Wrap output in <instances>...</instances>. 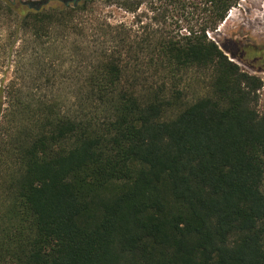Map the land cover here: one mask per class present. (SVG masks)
<instances>
[{
  "label": "trees",
  "instance_id": "16d2710c",
  "mask_svg": "<svg viewBox=\"0 0 264 264\" xmlns=\"http://www.w3.org/2000/svg\"><path fill=\"white\" fill-rule=\"evenodd\" d=\"M155 1L0 0V264H264L262 81L207 37L239 0Z\"/></svg>",
  "mask_w": 264,
  "mask_h": 264
},
{
  "label": "rangeland",
  "instance_id": "374dc122",
  "mask_svg": "<svg viewBox=\"0 0 264 264\" xmlns=\"http://www.w3.org/2000/svg\"><path fill=\"white\" fill-rule=\"evenodd\" d=\"M22 2L32 1H45V0H20ZM75 0H71L73 2ZM163 0L155 1L156 14H161L166 6ZM205 7L203 3L195 4L192 8H187L186 13L190 19L192 16L193 21L199 20L198 15L200 10ZM168 14H172L174 11L170 7H167ZM97 14L105 16L110 22L122 21L130 23L132 16L116 10L114 6L108 7L105 4L97 3L95 6ZM138 14H144L142 18L143 23L148 21L150 14L148 12V3L143 2L139 8ZM181 26H187V21L180 24ZM207 37L214 41L218 47L224 52V54L235 63L242 71L250 75H254L261 79L262 88L258 92L259 105L261 106L264 101V72H257L256 68H251V60L254 59L258 51H264V0H239L238 3L231 7L227 12L224 21L218 26L216 31L208 32ZM252 52H256L252 54ZM244 53V54H241ZM233 54L234 57L231 56ZM240 55H243L244 60H240ZM261 55L263 53L261 52ZM260 58V57H259ZM257 58V59H259ZM263 60L256 63L258 66L262 64ZM194 83V82H192ZM200 90V87L192 85L189 90V94H196ZM196 92V93H195Z\"/></svg>",
  "mask_w": 264,
  "mask_h": 264
},
{
  "label": "flooded vegetation",
  "instance_id": "af4514ba",
  "mask_svg": "<svg viewBox=\"0 0 264 264\" xmlns=\"http://www.w3.org/2000/svg\"><path fill=\"white\" fill-rule=\"evenodd\" d=\"M261 52L263 53V55H261ZM254 53H256V52H252V54H254ZM241 54H244V53H241ZM255 56H257V57H255L254 59L251 60L252 62H251V64H249V66L251 68H256L257 72H264V51H258V53H256ZM238 58H240V60L241 59L244 60L243 55H240V57H238ZM257 58H259V59H257ZM261 60H263V62L260 66H258L256 63L260 62Z\"/></svg>",
  "mask_w": 264,
  "mask_h": 264
}]
</instances>
